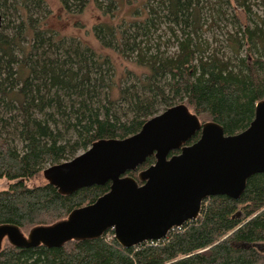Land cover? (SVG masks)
Returning <instances> with one entry per match:
<instances>
[{
	"label": "trees",
	"instance_id": "obj_1",
	"mask_svg": "<svg viewBox=\"0 0 264 264\" xmlns=\"http://www.w3.org/2000/svg\"><path fill=\"white\" fill-rule=\"evenodd\" d=\"M59 1L67 14L92 2L110 18L120 2L139 3L131 19L99 22L92 31L102 47L145 72L126 71L116 81L109 56L47 27L45 0H0V9L9 3L15 17L0 30V179L9 183L0 190V224L22 231L63 219L109 190L110 182L71 194L46 180L30 185L45 164L69 160L99 139L128 137L178 103L200 122L236 134L264 100V23L253 18L246 0L238 2L247 23L230 20L215 0ZM221 21L232 25L224 32L232 54L227 59L208 36ZM243 47L253 56L242 55ZM154 162L147 157L137 172ZM137 172L126 174L136 178ZM0 264H264V173L250 176L238 199L206 198L196 219L163 239L124 247L107 229L61 247L18 248L5 241Z\"/></svg>",
	"mask_w": 264,
	"mask_h": 264
},
{
	"label": "water",
	"instance_id": "obj_2",
	"mask_svg": "<svg viewBox=\"0 0 264 264\" xmlns=\"http://www.w3.org/2000/svg\"><path fill=\"white\" fill-rule=\"evenodd\" d=\"M197 131L199 138L186 144ZM175 150L179 152L170 155ZM149 156L155 162L137 172ZM256 173H264V100L256 103L248 127L231 135L214 121L200 122L186 104L178 103L128 137L99 139L73 158L45 167L44 179L61 194L106 182L109 190L27 234L18 225L1 223L0 250L5 241L18 248L61 247L71 240L98 238L107 229L124 247L157 241L196 219L206 198L238 199Z\"/></svg>",
	"mask_w": 264,
	"mask_h": 264
},
{
	"label": "rangeland",
	"instance_id": "obj_3",
	"mask_svg": "<svg viewBox=\"0 0 264 264\" xmlns=\"http://www.w3.org/2000/svg\"><path fill=\"white\" fill-rule=\"evenodd\" d=\"M216 8H222L225 12L226 16L232 20V17L236 19H240L242 22H246V16L244 14L243 8L239 5L238 0H230L226 2L225 0H215ZM46 2V25L48 28L54 29L58 35L65 36L67 38L74 37L82 41L84 44L90 46L94 49L98 54L109 56L111 59L112 65L114 67V71L116 73V81H118L119 77L122 74L126 73V71H130L133 73L141 74L145 72V69L142 67H138L133 63L126 61L122 57H120L115 51L102 47L100 42L95 38L92 28L95 24L99 22H111L118 23L123 19H131L132 12L135 8H139V3L133 2L130 5L128 1L120 2L119 7L115 10L116 16L110 18L108 15H102V13L97 10L92 2H89L82 12L78 14H67L61 7L59 0H45ZM246 4L250 7L252 12V16L257 22H260V19L263 20L261 23H264V0H246ZM0 13L2 15V24L0 30L6 23H11L15 21V17L13 15L12 9L9 7V3H7L3 8L0 9ZM229 20V21H230ZM232 22V21H231ZM247 23V22H246ZM225 21L219 22L221 28H215L214 31H210L208 36H210L211 45L217 48L220 52L222 51L224 58H229L231 51L226 44L225 34L232 27L231 23L226 25ZM262 25V24H261ZM174 46L170 48V52L174 51ZM242 55L248 56L245 52V47H243L241 51ZM253 56V55H252ZM248 56L249 58L252 57ZM125 80V81H124ZM123 83H131L133 81L132 78H123ZM160 110L159 112H161ZM121 112V110H120ZM13 145H15L18 149L21 148L20 141L14 137ZM82 152L81 150L78 153ZM49 166V164H45L44 168ZM45 179L42 175V171L34 178L29 180L30 185H35L44 182ZM8 181L5 179H0V190L8 187ZM25 234H27L28 229L25 228L23 230ZM5 243V242H4Z\"/></svg>",
	"mask_w": 264,
	"mask_h": 264
}]
</instances>
